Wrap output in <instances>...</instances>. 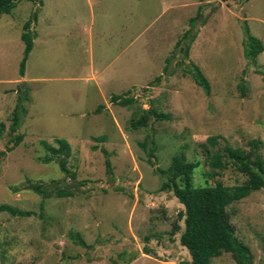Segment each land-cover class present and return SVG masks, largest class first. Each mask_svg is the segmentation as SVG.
I'll list each match as a JSON object with an SVG mask.
<instances>
[{
	"label": "rangeland",
	"instance_id": "374dc122",
	"mask_svg": "<svg viewBox=\"0 0 264 264\" xmlns=\"http://www.w3.org/2000/svg\"><path fill=\"white\" fill-rule=\"evenodd\" d=\"M28 21L35 40L20 76ZM123 25L127 63L121 54L103 70L123 45ZM249 37L264 46V0H15L0 14V204L36 214L0 211V264L190 261L179 241L184 206L161 190L167 174L158 169L177 155L199 162L194 185L243 183L231 163L207 175L201 143L210 135L219 136L212 149L248 151L255 142L264 156V50L247 57ZM112 95L134 100L122 106ZM149 108L162 116L132 128ZM16 134L22 140L12 146ZM56 138L70 146L76 179L55 160H37L41 142ZM28 180H56L72 193L43 198L24 188ZM226 209L252 264H264V188ZM76 232L88 246L73 242ZM211 263L238 264L227 252Z\"/></svg>",
	"mask_w": 264,
	"mask_h": 264
},
{
	"label": "trees",
	"instance_id": "16d2710c",
	"mask_svg": "<svg viewBox=\"0 0 264 264\" xmlns=\"http://www.w3.org/2000/svg\"><path fill=\"white\" fill-rule=\"evenodd\" d=\"M37 1V0H29ZM15 4L14 0H0V14L9 13ZM30 21L24 23L21 39L24 42L23 57L20 61L19 74L23 76L25 63L29 52L32 49L33 37L29 29ZM249 46L246 52L247 57H255L259 52L264 50V46L254 37L248 38ZM160 77H157L159 80ZM198 84L202 85L208 91L206 80L196 77ZM245 93L244 87L241 94ZM134 97L127 95H112L111 102L125 106L133 101ZM16 105L13 110L12 124L10 125L11 133L16 131L19 124L18 108ZM155 115L157 118L162 114L156 112L154 108L143 109V115L131 122L132 128L146 126L149 116ZM164 116V115H163ZM218 135H210L206 141L201 143L205 150V158L210 172L209 176L217 174V170H222L233 164L236 169L246 176L241 184L226 186L221 183L215 185H194L192 182L193 174L199 166L197 161H186L185 158L174 155L171 159L169 167L165 171L158 169L160 173L167 174L166 180L161 184V190L171 189L178 200L183 204L184 208L180 212L183 217L184 228L179 237L182 246L186 247L191 255L190 261L181 264H212L211 259L222 253H230L232 258L238 264H252V254L249 247L241 242L235 235L234 229L230 222V216L226 207L232 202L241 200L248 196L251 192L264 188V156H260L255 152L258 144L253 142L254 149L248 151L241 148H234L225 145L221 150L212 149L218 142ZM22 140L21 134H16L11 138L14 144H18ZM45 149V155L39 156L38 161L49 163L51 161L58 162L60 170L72 179H76L67 166V158L71 154L69 144L63 140L56 138L54 143L47 141L41 142ZM12 146H8L6 150H11ZM2 153V152H1ZM109 164L108 160L105 161ZM51 185H44L40 182L27 181L24 188L40 194L43 198L48 197L52 192L58 196L71 195L72 192L64 190L57 185V181H51ZM56 186V187H55ZM43 202L40 203L42 209ZM0 211H6L14 216L28 217L35 215L33 210H23L9 204H0ZM42 215V212L39 213ZM179 226L173 227V232L177 231ZM74 243L81 246L88 244L79 237L76 232L71 235ZM148 253V248H144Z\"/></svg>",
	"mask_w": 264,
	"mask_h": 264
},
{
	"label": "crops",
	"instance_id": "0c3cea01",
	"mask_svg": "<svg viewBox=\"0 0 264 264\" xmlns=\"http://www.w3.org/2000/svg\"><path fill=\"white\" fill-rule=\"evenodd\" d=\"M122 31H123V34H122V37L124 38V41H123V45L122 46H119V52H118V54L115 56V57H113V58H111L108 62H106L105 64H104V68H103V70H106V68H108L109 66H110V64L112 63V61L113 60H115L116 59V57H120V55L122 54L123 55V57H122V61L120 62V65L122 64V67H125V65H126V63H127V60H126V58H125V51H126V44H125V37H124V35H125V26L123 25V28H122ZM119 35H120V32H119V30H118V38H119ZM35 36H33V40H35V38H34ZM33 46H34V42H33V45H32V49H33ZM32 49H31V51H32ZM31 51L29 52V53H31ZM29 55V54H28ZM24 74H25V70H24ZM23 74V75H24ZM20 75V74H19ZM21 76V75H20ZM25 78V77H24ZM26 80V79H25Z\"/></svg>",
	"mask_w": 264,
	"mask_h": 264
},
{
	"label": "water",
	"instance_id": "95a60500",
	"mask_svg": "<svg viewBox=\"0 0 264 264\" xmlns=\"http://www.w3.org/2000/svg\"><path fill=\"white\" fill-rule=\"evenodd\" d=\"M15 1V0H14Z\"/></svg>",
	"mask_w": 264,
	"mask_h": 264
}]
</instances>
